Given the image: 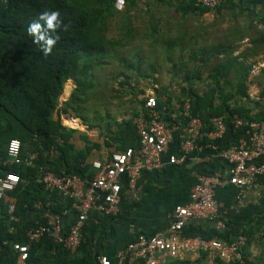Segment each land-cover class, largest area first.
<instances>
[{
  "label": "trees",
  "instance_id": "1",
  "mask_svg": "<svg viewBox=\"0 0 264 264\" xmlns=\"http://www.w3.org/2000/svg\"><path fill=\"white\" fill-rule=\"evenodd\" d=\"M161 1L156 0L155 3ZM123 3L124 9L118 12L116 0H0V176L8 173L19 176L15 188L7 192V197L14 205L13 211L9 212L8 200L0 199V264L18 263L19 252L14 249V245L27 246L24 264H99L101 253L94 249L88 235L89 221H96L99 229L105 231L114 229L122 220L120 211L115 215L90 213L82 229L83 241L73 254L54 240L49 229L38 241L31 242L27 237L29 229L46 225L42 217L44 210L60 215L65 230L74 222L76 215L70 198L64 197L57 190H46L38 181L40 169L52 172L57 177L76 175L88 180L93 176L89 161L97 151L112 149L108 152L110 155L113 151H125L139 145L135 126L130 119L123 117L128 112L137 115L144 111L145 99L136 101L134 96L133 106L119 114L120 120L111 118L98 123L90 120L86 111L89 93L93 95L95 90V74L111 62L119 63L125 69L114 75V80L121 78L118 85L122 89L130 87L131 81L138 84L158 80L155 74L161 65L159 61L151 55H143L141 43L133 46L136 44L133 42L135 38L140 36L143 42L146 36L145 28L138 31V27L131 23V10L137 2L123 0ZM186 3L193 6L188 0L177 1L180 5ZM46 10L59 12V23L54 29L47 28L45 21H39L45 39L58 37L47 55L40 47L44 41L34 42V36L28 32L29 24L37 21L40 13ZM194 10L203 13L209 9L199 6ZM187 13L184 11L182 14ZM112 22L117 27L116 32L109 30ZM149 25L154 34L158 24ZM110 33L114 36L110 37ZM151 47H155L154 43ZM236 48L237 45H234L227 54H232ZM249 70L250 66L245 67L237 57L227 55V59L211 77L215 87L202 95L181 90L182 97L177 100V109L181 110L183 102L189 100L191 113L199 116L203 123L206 124L211 117L222 116L232 130L230 122L233 115L246 119L257 118L251 115L249 107L238 104L242 99L251 102L246 86ZM231 71L235 75L232 76L233 80L229 79ZM177 78L172 76L171 80ZM220 78H224V86H231L228 93L220 87ZM68 80H73L75 88L59 106V98ZM135 92L144 93L141 90ZM157 94V110L164 120H172L173 99L167 96L163 100L164 93L157 91ZM260 97H264V92ZM216 99L219 100L218 104ZM230 100L235 103L231 104ZM61 114L73 115L89 128H98L102 145L89 139L85 133L63 126ZM106 117L109 115L106 114ZM238 133L241 134L239 130L233 132L229 140L231 142L222 145V149L236 144ZM12 139L19 140L21 144L22 163L3 165L9 161L7 147ZM78 141L81 145L77 144ZM30 154L37 155L32 166L23 163V159H27ZM48 202L51 204L47 206ZM39 203L44 210L36 208ZM202 221L187 222L178 234L182 238L199 237L205 241L219 239L229 244L238 236H245L248 243L258 230L250 226L245 229L242 224L234 226L227 220H223V229H216ZM155 234H136L127 241L124 248L139 239L140 235L150 238ZM246 248L239 259L228 264H240L241 260H245ZM122 264L130 263L126 259ZM214 264L227 263L216 260Z\"/></svg>",
  "mask_w": 264,
  "mask_h": 264
},
{
  "label": "crops",
  "instance_id": "2",
  "mask_svg": "<svg viewBox=\"0 0 264 264\" xmlns=\"http://www.w3.org/2000/svg\"><path fill=\"white\" fill-rule=\"evenodd\" d=\"M155 1L136 0L137 4L131 10V14L134 10L143 13L147 7L145 2L151 3L150 5L156 10L161 12L164 10L163 19L153 22V24H158V30L154 34L149 24L140 28L148 29L143 41L144 52L162 61L160 72L155 74L158 80L141 83L148 84L150 96L157 99V91H159L164 93L163 100L167 96L173 99L171 103L172 120H165L167 124L174 125L180 122L176 105L177 100L182 97L181 90L202 95L215 87L211 77L219 65L227 59V55L237 57L245 67L250 66L246 86L251 102L242 99L238 104L245 108L249 107L251 115L258 116L256 120L263 118L264 97L260 95L264 92V0H221L220 7L203 13L194 10L198 8L194 5L193 7L188 3L186 5L177 4L178 0H163L159 2L160 4ZM184 11L188 13L183 15ZM152 43L155 47H151ZM234 45H237L236 50L232 54H227ZM172 76H178V78L172 81ZM232 76L235 77L231 71L230 80H233ZM223 81L224 78H220V87L228 93L231 86H224ZM141 89L144 87L141 86ZM143 95L140 96V100L146 99L147 96L143 97ZM215 102L218 104L219 100L216 99ZM229 102L235 103L234 100ZM258 102L260 104L255 106L254 104ZM131 116L134 115L131 113ZM62 117L67 116L64 114L60 116L64 126L85 133L89 139L102 145V138L93 139L88 132L92 129L99 131L98 128H89L81 120L80 124L69 122L71 125H68L64 123ZM71 119L75 118L71 116ZM206 126L207 131H212L211 125ZM233 132L235 130L227 125L221 136L206 138L184 162L172 165L169 163V157L178 153V136L175 131L169 147L162 155V167L156 171L142 172L137 184L138 192L128 190L125 182L121 181L125 187L122 189L123 198L121 197L119 205L122 215L121 222L116 224L114 229L104 231L99 229L96 221H89L88 235L94 249L100 251L101 256H106L113 262L124 250L127 241L136 234L165 232L171 212L176 207L190 203V194L197 183V175L219 174L223 178L226 176L229 166L219 156V151L222 145L231 142L229 140ZM109 151L101 149L97 152L100 155H107ZM263 198V180L255 184L242 199L237 198L236 187L229 184L219 185L214 190L219 220H227L234 226L242 224L245 229L249 226L258 229L247 243V248L244 250L246 259L241 260L240 264H264ZM36 208L44 210L42 205H37ZM44 211L43 214L47 213V210ZM201 223L215 226L214 222L202 221ZM199 260L188 263L176 261L173 264H204L202 260L200 262Z\"/></svg>",
  "mask_w": 264,
  "mask_h": 264
},
{
  "label": "built area",
  "instance_id": "3",
  "mask_svg": "<svg viewBox=\"0 0 264 264\" xmlns=\"http://www.w3.org/2000/svg\"><path fill=\"white\" fill-rule=\"evenodd\" d=\"M189 1L194 6L208 9H215L221 4V0ZM115 6L123 10V0H116ZM143 108L144 111L139 114L126 118L136 128L138 147L113 151L110 155L95 154L89 161L93 176L88 180L76 175L57 177L52 172L39 170L38 181L46 190H57L64 197L70 198L76 215L74 222L65 230L63 218L47 211L42 216L46 225L27 231L29 241H38L49 229L57 243L62 244L71 254L75 253L83 241L82 229L88 215L92 212L100 215L117 214L123 189L121 181L125 182L128 190L138 192L137 184L142 172L156 171L162 167V155L169 147L175 131L178 136V153L170 155L169 163L172 165L184 162L202 141L221 136L227 128L226 119L217 116L207 120L209 127L212 126V131H207V124L191 113L189 100L183 102L181 110L178 111L180 122L174 125H168L162 118L157 110L155 97L147 96ZM230 123L241 134L236 144L219 151V156L229 166L226 176L197 175V183L191 190L190 203L176 207L171 212L165 232L150 238L140 235L139 239L129 243L118 254L115 262L106 256H100L99 264H122L126 259L130 264H173L176 261L188 263L199 259L204 264H214L216 260L228 264L240 258L247 246L245 236H238L231 243L225 244L219 239L205 241L199 237L182 238L178 234L187 222L193 220L214 222L216 229H223L224 224L218 219L214 199L215 188L219 185H232L237 189V198L242 199L255 184L264 179V119H246L233 115ZM20 149L19 140L12 139L7 147L9 161L3 165L21 164ZM36 159V154H30L27 159H23V163L32 166ZM18 182L19 176L15 173L0 176V199L9 201V212L13 211L14 205L7 197V192L12 191ZM50 204L48 202L47 206ZM14 249L19 252L17 264H24L27 246L14 245Z\"/></svg>",
  "mask_w": 264,
  "mask_h": 264
},
{
  "label": "rangeland",
  "instance_id": "4",
  "mask_svg": "<svg viewBox=\"0 0 264 264\" xmlns=\"http://www.w3.org/2000/svg\"><path fill=\"white\" fill-rule=\"evenodd\" d=\"M148 2H145V6L147 7L143 11V13H139L137 10H134V13L131 14V17H132L131 23L132 25H135L138 27V31L140 30L141 26L143 25L145 26V24H152L156 20L157 21L162 20L164 17V10L162 12L159 10H156V8H154L152 5H150L151 3H148ZM116 10L118 12L122 11V9H118V7L116 8ZM153 12H154V15H153ZM150 19H153V20L151 21ZM114 25H115L114 22H112V26L109 28V30L116 32L117 27L116 25L114 27ZM141 31H144V29ZM145 31L147 30L145 29ZM109 36L113 37L114 35L110 33ZM133 42L136 43L133 46H136L139 43H141L143 49L145 48V45L143 44L141 39L135 38ZM139 50H140V47H139ZM142 54L143 55L145 54V56H147L145 52H143ZM128 61L132 62L131 59H128ZM161 62L162 61H159L158 63L161 64ZM159 68L160 69L158 70V73L161 70V67ZM119 71L124 72L125 69L119 63L114 64L113 62H111L109 65L104 66L99 72L95 74L96 79L94 80V84H95L94 94L92 95L89 93L90 99L86 104L87 105L86 106L87 117L90 120L96 121L98 123H103L104 121L111 119V118H117V120H120L119 114L122 111L127 110L129 107L133 106L132 98L134 96H135L136 101H139L141 99L140 96L143 94L146 96H150L151 93H149L150 90L148 89V84L146 83L136 84V82L131 81V85H130L131 88L130 87H125L123 89L120 88L118 84L121 78H119V80H116V79L114 80V75L118 73ZM132 80H134V78H132ZM72 81L73 80H68L64 84L63 92L59 98L60 105L68 99L70 93L74 90L75 84ZM141 86H143L145 90L141 89ZM139 89L145 93L139 94L135 92L136 90H139ZM144 95L143 97H145ZM136 105L137 104H134V106ZM131 113L132 112H128L123 118L130 117ZM106 114H108L109 117H106ZM66 116H67L66 118L62 117L64 118L63 120L64 123L66 122V124L71 125L69 124V122H73V123L79 122L78 124H80V120H81L80 118L74 117L73 115H69V114H67ZM71 116L75 119H71ZM88 132L91 135V138L93 139L100 137L99 131L97 129H92ZM77 144L81 145V142L78 141Z\"/></svg>",
  "mask_w": 264,
  "mask_h": 264
},
{
  "label": "clouds",
  "instance_id": "5",
  "mask_svg": "<svg viewBox=\"0 0 264 264\" xmlns=\"http://www.w3.org/2000/svg\"><path fill=\"white\" fill-rule=\"evenodd\" d=\"M209 10H214V9H209ZM58 16H59L58 11L46 10L40 13L37 21L30 23L28 26V32L29 34H32L34 36V42H38L40 40L44 41V43L41 44L40 47L42 48V51L45 55L51 52L52 45L56 42V39H58V37H56V39H51V38L45 39V35L41 31V25L39 21L40 20L45 21L47 28L54 29L59 23V21L57 20Z\"/></svg>",
  "mask_w": 264,
  "mask_h": 264
}]
</instances>
